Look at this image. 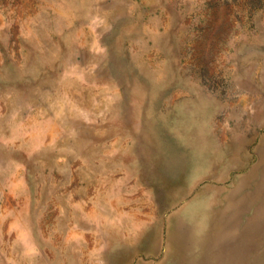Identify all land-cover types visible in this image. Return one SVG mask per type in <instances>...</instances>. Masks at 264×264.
I'll return each instance as SVG.
<instances>
[{"label":"rangeland","instance_id":"rangeland-1","mask_svg":"<svg viewBox=\"0 0 264 264\" xmlns=\"http://www.w3.org/2000/svg\"><path fill=\"white\" fill-rule=\"evenodd\" d=\"M0 264H264V0H0Z\"/></svg>","mask_w":264,"mask_h":264}]
</instances>
